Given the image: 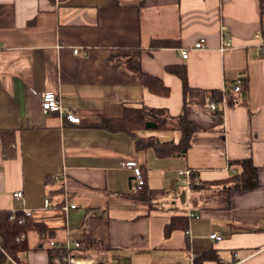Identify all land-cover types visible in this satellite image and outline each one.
I'll return each mask as SVG.
<instances>
[{
	"label": "crops",
	"instance_id": "crops-1",
	"mask_svg": "<svg viewBox=\"0 0 264 264\" xmlns=\"http://www.w3.org/2000/svg\"><path fill=\"white\" fill-rule=\"evenodd\" d=\"M263 42L260 0H0V131L15 138L8 158L0 135V211H30L54 230L44 241L28 234V251L7 264H51L50 248L70 252L83 240L102 251L74 264H264V55L255 56ZM128 59L169 97L145 89ZM170 66H184L192 102ZM214 89L229 92L224 101L210 99ZM44 92L82 123L43 112ZM142 106L185 115L198 129L185 158L139 151L135 137L102 127ZM137 137L178 143L181 132ZM244 159L257 185L227 192L221 182L243 171L230 163ZM131 162L146 174L143 192L131 185ZM188 170L196 177L187 186L179 171ZM176 218L186 228L178 222L167 235Z\"/></svg>",
	"mask_w": 264,
	"mask_h": 264
},
{
	"label": "trees",
	"instance_id": "trees-1",
	"mask_svg": "<svg viewBox=\"0 0 264 264\" xmlns=\"http://www.w3.org/2000/svg\"><path fill=\"white\" fill-rule=\"evenodd\" d=\"M260 11L264 15V0H260ZM171 44L172 42L170 41H154L152 47L168 48ZM125 67H127L131 74L140 81L142 86L148 89L153 95L169 97L171 90L163 84L160 78L147 74L142 68L135 66L131 59L126 61ZM167 70L178 75L180 78L184 102L186 104L192 102L190 99L197 91L189 87L184 66H170ZM206 93L210 96L212 101L221 102L224 94L229 92L226 90L224 93L221 90L214 89ZM102 127L111 133L119 132L135 137V146H137V150L144 151L152 149L158 158L173 156L185 158L192 145V137L198 131L185 115L170 116L165 109H152L147 106H142L141 108L128 107L122 116L103 120ZM143 130H178L181 132V138L178 143L160 142L155 137L138 138L137 134ZM0 135L6 157H13L15 154L14 131L2 130L0 131ZM230 164L240 165L243 171L241 173H235L231 175L230 178L221 182L227 192L239 188L244 190L250 189L257 185L255 181L257 169L254 168L250 159H244L243 161H236ZM190 172L192 173L190 176L192 177L190 183L194 184L196 174L191 170ZM9 213V210L0 211V264H7L10 259L17 261L23 252L28 251V234L36 233L44 241L52 238L54 233L53 229L46 227L43 223L33 221L31 218H26L22 211H17L16 219L11 222L8 220ZM177 219L178 218L173 219L172 222L166 226L167 235L175 230L176 227H179V224H177L179 221H177ZM186 222V219L180 218L179 223H183L184 228L187 226ZM22 236H25V238L22 239ZM101 251L102 247L98 241L83 240L79 243L78 249L70 252L62 247L50 248L49 260L50 263L53 264L52 260L54 258H62L65 255L75 259H90L94 254Z\"/></svg>",
	"mask_w": 264,
	"mask_h": 264
},
{
	"label": "built area",
	"instance_id": "built-area-1",
	"mask_svg": "<svg viewBox=\"0 0 264 264\" xmlns=\"http://www.w3.org/2000/svg\"><path fill=\"white\" fill-rule=\"evenodd\" d=\"M256 38L259 39L260 35H256ZM204 47V43L203 40L198 41L195 44V49H202ZM189 50H182L181 52V57L183 59L188 58L189 56ZM75 54H79V50H75ZM262 55H264V42L260 45V48L258 50V52L256 53V57H261ZM242 80L239 79L237 80L234 84H233V90L236 93H239L242 87ZM40 99H41V108L43 110V112H45L46 114H50V115H59L61 116L64 121H67L69 124L73 125V124H81L82 120H81V116L78 114L77 111L72 110V111H68L66 109H64V107H62L61 105V101L59 98L58 94L52 93V92H44L42 95H39ZM224 101V98L222 99ZM216 108V103H212V105H210V109L213 111ZM128 171L131 172L132 178H131V185L133 186V188L136 190L137 193L143 192L145 187H146V183H147V177L146 174H144L142 168L136 163V162H131L126 164L125 167ZM179 175L181 177H184L186 180L183 181V183L185 185H189L190 183V175L191 172L188 171H179ZM13 197L16 200H20L21 198H23L24 194L22 193V191H18L13 193ZM51 206V202L48 200L45 203V207H49ZM72 209H76L75 205H70ZM16 212L17 211H10L9 216H8V220L13 222L16 219ZM24 216L26 218H31L32 213L30 211L24 210L22 211ZM194 214H191V217H194ZM25 236H22V239H24ZM211 239H214L216 241H219L221 239V237L217 236V235H211ZM51 245H54L53 242H51ZM75 248H78L79 243L74 244ZM11 260V259H10ZM13 262H15L14 260H11ZM54 264H74V258L69 257V256H65L62 258H56L53 261Z\"/></svg>",
	"mask_w": 264,
	"mask_h": 264
},
{
	"label": "rangeland",
	"instance_id": "rangeland-1",
	"mask_svg": "<svg viewBox=\"0 0 264 264\" xmlns=\"http://www.w3.org/2000/svg\"><path fill=\"white\" fill-rule=\"evenodd\" d=\"M221 185V187H224V185H222V184H220ZM33 236H35V235H33Z\"/></svg>",
	"mask_w": 264,
	"mask_h": 264
}]
</instances>
